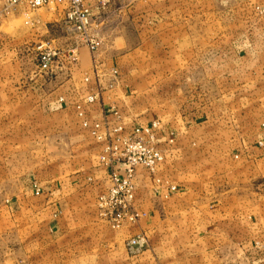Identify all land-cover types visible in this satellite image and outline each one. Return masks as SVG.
Here are the masks:
<instances>
[{
  "label": "crops",
  "instance_id": "crops-1",
  "mask_svg": "<svg viewBox=\"0 0 264 264\" xmlns=\"http://www.w3.org/2000/svg\"><path fill=\"white\" fill-rule=\"evenodd\" d=\"M59 7L31 13L21 7L0 22V264H57L61 256L63 264H264V195L236 197L228 190L223 196H201L210 182L177 179L185 169L196 170L184 158L188 151L197 141L212 140L209 131L196 135L194 130L214 124V130L225 125L230 132L227 122L214 119L212 107L203 115L196 69L188 76L177 63L175 69L150 70L141 89L125 68L134 53L127 50V36L99 34V48L91 51L68 31ZM105 23L99 17L98 26ZM40 46L76 47L80 61L73 69L40 73ZM258 59L264 68V52ZM92 64L98 65L97 74ZM206 78L208 83L216 79L210 69ZM90 95L98 96L85 104ZM79 103L82 109L76 108ZM244 118L234 119L240 129L249 123ZM154 121L160 122L166 163L156 178L138 168L134 206L145 215L135 225L115 229L96 207L97 195L111 185V168L100 162L104 143L93 137L89 125L121 124L131 132ZM253 121L260 124L256 137H247L245 126L235 139L245 175L264 170L257 146L264 138V119ZM229 152L214 144L200 154L228 169ZM121 168L113 167L123 173ZM171 185L175 192L169 191ZM141 233L148 246L131 256L126 242Z\"/></svg>",
  "mask_w": 264,
  "mask_h": 264
},
{
  "label": "rangeland",
  "instance_id": "rangeland-1",
  "mask_svg": "<svg viewBox=\"0 0 264 264\" xmlns=\"http://www.w3.org/2000/svg\"><path fill=\"white\" fill-rule=\"evenodd\" d=\"M83 2L92 14V26L88 32L97 41L98 48L100 35L108 39L115 31H120L127 36L129 44L127 50L130 49V52L134 53L130 57L132 65L125 68L129 69L130 75L136 76L137 85L141 89L145 88L144 75H148L150 70L175 69L177 63L178 66L183 65L185 75L188 76L196 69L194 77L201 84V88L198 89L201 95L199 103L205 110L202 112L201 109L200 112L207 116L208 107H212L209 111L213 112L214 119H221L222 124L227 122L230 132H226L224 129L226 126L220 124L221 128L216 130L214 124L206 125L203 129H192L196 135L202 133V130L209 131L212 140L209 144L205 140L197 141L195 149L188 151L184 158L191 162L196 170L192 172L191 169H185L182 176L177 179H193L197 183L210 182V187L200 190L201 196H223L229 193L236 197L264 195V170L258 174H243L242 163L239 162L242 148L239 146V140H235L246 131L245 126L248 131L247 137L250 139L256 137L253 132L260 124H256L253 119H264V90L259 88L260 85H264V68L260 66L263 64L262 61L257 60L258 54L264 52V0H83ZM51 6H60L64 9V5L58 3ZM21 7L24 6L11 13ZM128 8L130 12L126 11ZM32 11L34 10H30V13ZM7 16L0 12V22ZM99 17L100 20L106 21L102 27L98 26ZM69 32L77 36L82 45L87 46L80 34ZM226 53H230L227 57L232 58L226 59L224 56ZM220 57L226 64H221L222 59L218 60ZM240 68H243L242 73ZM208 69L216 77L215 80L210 79L209 83L206 78ZM125 73L127 74L126 70ZM186 79L184 78V81ZM184 81L186 86L187 82ZM214 104L218 105L215 109ZM78 105L81 104H76V108ZM77 111L79 116L83 115H80L78 109ZM240 115L246 117L244 119H249V123L242 127L244 129H240V125L234 122ZM93 137L96 139L94 135ZM226 138H231L232 141ZM214 144L218 149L232 153L231 161L227 163L228 169H222L221 165H211L208 163L209 157L200 154L204 148L214 147ZM158 145L164 159L156 171H150L155 178L158 171L160 172V167L166 163L165 149L163 150L159 144V139ZM257 146L264 155V138L259 139ZM220 160L223 162L224 157H220ZM210 168L215 171L207 172ZM137 170L134 178L135 198ZM246 179L247 182H241ZM109 189L110 186L97 195L98 210L99 195L107 194ZM176 189L175 185L169 187L170 192H175ZM228 190L231 191L227 193ZM99 212L102 214L100 210ZM137 212L141 214V218L145 215L139 210ZM137 235H142L147 240L144 233ZM130 239L126 242L127 250ZM147 246L148 240L141 252L136 254L130 253L129 250L127 252L131 256L139 255ZM57 258V264H63L59 261L63 256Z\"/></svg>",
  "mask_w": 264,
  "mask_h": 264
},
{
  "label": "built area",
  "instance_id": "built-area-1",
  "mask_svg": "<svg viewBox=\"0 0 264 264\" xmlns=\"http://www.w3.org/2000/svg\"><path fill=\"white\" fill-rule=\"evenodd\" d=\"M53 3L64 5L65 24L68 31L80 34L86 41L91 51L98 48L97 41L90 36L88 30L92 26V14L85 7L83 0H0V12L7 16L20 6L36 10ZM38 69L40 73H52L56 69H66L75 67L79 63V53L77 48L67 51L58 50L50 46L39 47ZM93 70L97 74L99 67L93 65ZM117 74L116 70H112ZM98 95H90L84 98V103L88 104ZM82 109V105L77 106ZM83 113L81 112L80 115ZM85 126L88 121L83 119ZM90 126L92 135L98 141L104 143L100 154V162L111 168L109 174L110 189L107 194L98 197V207L101 215L106 218L110 225L119 229L125 225L135 224L141 218V214L134 207V178L138 167H144L154 172L157 170L164 156L158 145V130L160 123L153 122L148 126L136 125L127 132L121 124L109 125L95 122ZM123 166L119 172L113 169L114 166ZM39 193V190L37 191ZM147 240L142 235L132 237L128 243V250L132 254L141 252Z\"/></svg>",
  "mask_w": 264,
  "mask_h": 264
}]
</instances>
